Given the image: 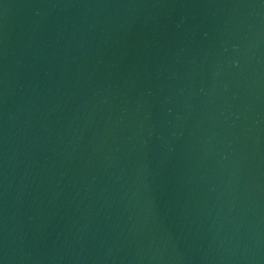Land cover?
I'll list each match as a JSON object with an SVG mask.
<instances>
[{"label":"water","instance_id":"water-1","mask_svg":"<svg viewBox=\"0 0 264 264\" xmlns=\"http://www.w3.org/2000/svg\"><path fill=\"white\" fill-rule=\"evenodd\" d=\"M0 264H264V0H0Z\"/></svg>","mask_w":264,"mask_h":264}]
</instances>
